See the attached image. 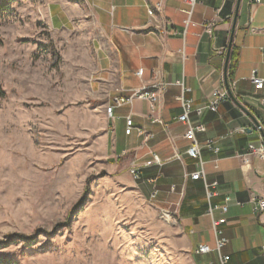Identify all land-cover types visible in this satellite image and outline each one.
I'll use <instances>...</instances> for the list:
<instances>
[{"label": "rangeland", "instance_id": "374dc122", "mask_svg": "<svg viewBox=\"0 0 264 264\" xmlns=\"http://www.w3.org/2000/svg\"><path fill=\"white\" fill-rule=\"evenodd\" d=\"M76 3L17 0L0 14V240L32 238L2 253L17 264H196L174 214L105 139L107 96Z\"/></svg>", "mask_w": 264, "mask_h": 264}, {"label": "crops", "instance_id": "0c3cea01", "mask_svg": "<svg viewBox=\"0 0 264 264\" xmlns=\"http://www.w3.org/2000/svg\"><path fill=\"white\" fill-rule=\"evenodd\" d=\"M79 1L76 10L82 15V27L93 38L96 54L89 55V60L98 63L94 67L98 69L101 92L107 96L106 106L115 95L143 85L167 83L153 114L149 101L142 98L115 108L113 119L106 117L105 139L110 140L112 150L128 157V168L135 161L141 173L136 180L151 191L153 186L148 180L156 178L155 198L161 197L164 209L173 211L191 253L196 254L199 244H207L212 251L200 256L212 255L215 260L210 264H218L212 220L224 218L217 228L221 231L219 237L227 239L221 248L222 254L229 256L227 264H264V211L254 212L252 202L264 198V160L240 155L249 143L257 145L264 140V107L260 103L264 87L256 90L249 79L253 70L264 78V0L257 6L251 0H194L187 27L183 21L190 5L184 0H161V10L153 15L147 13L145 3L154 5L160 0ZM235 12L230 56L234 50L237 63L232 92L257 123L231 99L222 102L216 112L202 109L199 114L190 113L193 125L205 127L196 133L199 143L204 145L211 139L212 146L218 148L216 153L206 146L201 148L206 180L217 182L210 187L209 214L203 181L190 177L196 166L185 153V125L176 120L182 113L177 96L183 93L194 107L199 106L212 89L223 84ZM205 24H210V34L204 30ZM140 67L143 73L137 75ZM176 80L182 81L183 90L174 84ZM126 115L133 120L129 134L125 133ZM258 123L261 130L256 129ZM139 130L152 134L146 145ZM154 154L160 164L153 162ZM226 195L232 200L223 213L220 206Z\"/></svg>", "mask_w": 264, "mask_h": 264}, {"label": "built area", "instance_id": "2783aa9c", "mask_svg": "<svg viewBox=\"0 0 264 264\" xmlns=\"http://www.w3.org/2000/svg\"><path fill=\"white\" fill-rule=\"evenodd\" d=\"M184 1L190 5V9H188L186 11V18L183 21L185 27H187L190 24V15L192 12V7L194 5V0H184ZM251 2H252L253 6H257L258 4H260L261 0H251ZM145 7H146L147 13L149 15H153V13L155 11L161 10L162 1L160 0L156 3H154V5H150L149 3H145ZM204 30L210 34L211 33L210 24H205ZM162 32H164V31H162ZM183 33H185V30ZM136 73H137V75H142L143 68H141V67L138 68ZM249 79L253 83L254 88L256 90L262 89L264 87V78L257 75L256 70H253L251 72ZM174 84L181 86V88L183 90L182 81L176 80V81H174ZM166 85H167V83L156 82L150 86L143 85L141 88L131 90L126 94L115 95L112 97L110 104L106 106L105 113H106L108 118L113 119L114 118L113 110L115 108H118V107H121L124 105H132V103L135 99L144 98V99H147L149 101L150 113L153 114L155 112L156 103H157L161 93L165 89ZM234 85H235L234 81H231V82L229 81V87H230L231 91H232ZM177 99L181 104L182 113L176 117V120L185 125L184 138L188 142V146L186 148L185 153L189 157L194 159L195 166H196V170L194 172L190 173V177L192 179H195V180L201 179L203 181L205 188H206V198L208 200V208H209L208 213L211 214L212 206H211L209 200H210V197L212 196V192L210 191V187L215 186L217 184V182L214 181L212 183H209L206 180V172L204 170V161H203L202 156H201V148H202V146H206V147L210 148L214 153H216L218 151V148L212 146L213 141L211 139L206 140L204 145H201L199 143V141L196 138V133L203 132L205 130V127L202 124L193 125L190 121L189 115H190V113H192L194 111L199 114L202 111V109H208V110L216 112L218 109V106L222 102L229 100L230 97H229L228 91L226 90L225 86L222 84L221 86L212 89V91L206 96V99H205L204 103H202V105L194 107V105L190 99H185L183 97V93L178 95ZM260 103L264 107V94L260 99ZM154 121H158V119L154 118ZM132 128H133L132 117H131V115H126L125 116V133L129 134L131 132ZM256 129L261 130L262 125L260 123H258V125L256 126ZM139 133L143 136V144L146 145L148 139L150 137H152V134L148 133L144 130H139ZM240 155L245 156V157L248 155H255L258 158L264 160V140L262 139L261 142L257 145H255L253 143H249L247 145L246 151L244 153H241ZM178 158H179V156H178ZM153 162H157L160 164V160L157 157V155H155V154L153 155ZM151 163H152V161L147 162V164H151ZM128 171L134 179H140V177H141L140 168L138 165H136L135 161L131 163V165L128 168ZM155 181H156V178H150L148 180V182L151 183L153 186L152 191L150 193L151 198H155L157 193H158V189L155 186ZM231 200H232V198L229 195H226L224 197V203L220 206V209L223 213H225L227 211L228 205L231 202ZM252 202H253V211L254 212H263L264 211V198L252 199ZM235 204L240 205L241 202L235 201ZM163 214L169 218L172 216L173 211L164 210ZM224 221H225L224 218L212 220V226H213L214 236H215V248H214V250L216 251L217 256H218V264H227L228 260H229V256L224 255L221 252V248L227 242V239L219 237V235L221 234V231L217 228V226ZM210 251H212V249L207 244H199L197 249L195 250L196 254H207ZM262 254L264 256V241L262 244Z\"/></svg>", "mask_w": 264, "mask_h": 264}, {"label": "trees", "instance_id": "16d2710c", "mask_svg": "<svg viewBox=\"0 0 264 264\" xmlns=\"http://www.w3.org/2000/svg\"><path fill=\"white\" fill-rule=\"evenodd\" d=\"M17 0H0V14L3 13L5 10H7L10 7V4ZM2 42V39L0 37V43ZM230 59L232 62H230L228 67V80L231 81L233 78L234 70L236 68L237 63V56L235 51L233 50L230 56ZM3 90L0 89V95H3ZM32 238L24 235H11L7 241H1L0 240V264H17V261L13 259L12 257L6 256L4 253H2V249L8 245L9 243L13 242H26L28 245L31 244ZM201 258L200 254H195V260H199ZM213 264V262L211 263Z\"/></svg>", "mask_w": 264, "mask_h": 264}, {"label": "water", "instance_id": "95a60500", "mask_svg": "<svg viewBox=\"0 0 264 264\" xmlns=\"http://www.w3.org/2000/svg\"><path fill=\"white\" fill-rule=\"evenodd\" d=\"M236 15H237V12H235L234 17L232 18V30H231V33H230V38H229L227 49H226V55H225V61H224V69H223V85L225 86L226 90L228 91L230 99L238 107H240L247 115L251 116L252 119L254 120V122H256L255 118L251 115V113L236 99V97L234 96L233 92L231 91V89L229 87V80H228V75H227V66H228L229 56H230L231 47H232V39H233V34H234V28H235V25H236Z\"/></svg>", "mask_w": 264, "mask_h": 264}]
</instances>
